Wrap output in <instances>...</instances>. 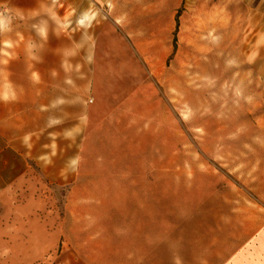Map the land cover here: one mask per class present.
I'll return each instance as SVG.
<instances>
[{
    "label": "rangeland",
    "instance_id": "374dc122",
    "mask_svg": "<svg viewBox=\"0 0 264 264\" xmlns=\"http://www.w3.org/2000/svg\"><path fill=\"white\" fill-rule=\"evenodd\" d=\"M22 1L0 10V238L48 230L33 264H264V0Z\"/></svg>",
    "mask_w": 264,
    "mask_h": 264
},
{
    "label": "crops",
    "instance_id": "0c3cea01",
    "mask_svg": "<svg viewBox=\"0 0 264 264\" xmlns=\"http://www.w3.org/2000/svg\"><path fill=\"white\" fill-rule=\"evenodd\" d=\"M0 10L10 11V12H20V14H25L28 7L23 4L22 0H0ZM101 25V24H100ZM99 25V26H100ZM98 30L95 34V48H94V60H93V71L91 77V93L92 100L90 104L86 107V117H85V131L87 132V139L89 138L91 132L96 129L101 124V118L104 115V76L105 74L115 75V65L110 59L108 61L110 64L102 62V56L106 51L109 57H112V53L115 54L117 50L116 38L110 37L106 34L104 29ZM109 42L110 46L107 45ZM95 66L100 69L98 76V83L94 86V70ZM107 82H112L113 80H106ZM108 84L107 90L111 87ZM112 85V83H111ZM86 139V140H87ZM46 231V232H45ZM45 233H49L45 228L41 230H35L31 234L28 232L27 238H18L13 236V232L6 230L4 232V241L0 238V264H33L40 256L44 255L43 252L48 251L52 245L51 239H47L45 242L43 236ZM56 232L50 233L54 235ZM17 234V233H15ZM18 234H23L19 232ZM37 237H33V236ZM20 236V235H19ZM32 236V237H31ZM49 241V242H48ZM53 246V245H52Z\"/></svg>",
    "mask_w": 264,
    "mask_h": 264
}]
</instances>
